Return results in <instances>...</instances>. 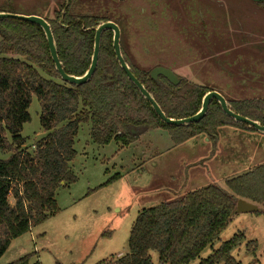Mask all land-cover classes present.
I'll use <instances>...</instances> for the list:
<instances>
[{
	"label": "trees",
	"instance_id": "obj_1",
	"mask_svg": "<svg viewBox=\"0 0 264 264\" xmlns=\"http://www.w3.org/2000/svg\"><path fill=\"white\" fill-rule=\"evenodd\" d=\"M103 1L106 2L101 5V0H56L49 15L26 13L40 15L49 23L59 61L66 73L79 76L87 70L93 51L94 29L102 22L113 21L120 28V50L125 63L167 117L179 119L195 114L205 93L215 90L224 96L235 113L264 125L263 97L233 96L238 98L228 99L223 91L225 84L218 88L177 75L172 64L181 53L164 46L170 41L184 49L190 48L194 44L192 36L207 35L214 48L209 54L210 62L228 76V55L234 51L229 41L231 38L237 40L238 35L239 48H244L248 38L229 31V22L219 5L208 11V21H201V8L205 11V6L199 2L191 6L187 0H179L196 18L186 23L187 11H183L181 17L180 9L176 10L172 0L166 3L150 0L152 7L160 10L152 11V15L158 13L156 16L147 17L149 25L140 17L133 19L132 13L136 10L129 8L124 0ZM251 3L264 10V1ZM111 5L114 11L118 10L114 12ZM104 6L110 12L96 11ZM0 11L25 14L8 6ZM164 21L173 28L174 38H165L169 33L160 26ZM176 27L180 34L177 39ZM112 35L111 30L102 32L97 65L89 81L73 85L60 79L39 26L15 19L0 20V153H11L6 158L0 156V257L12 239L57 211L56 190L76 180L69 162L75 156L74 138L82 123L89 124V137L94 143L105 145L114 141L121 148L156 128L168 131L174 145L198 135L215 137L223 126L251 129L228 117L214 99L204 117L196 123L170 126L160 121L150 103L119 66L112 47ZM135 43L139 48H135ZM255 51L257 46L249 41L240 51L246 56L244 62L250 60L247 53ZM164 52L176 54L171 63L163 58H153L154 53ZM235 53L234 59L243 62L240 61L241 54ZM141 57L152 62L144 64L147 60ZM156 66L173 70L178 84L170 83L161 75L152 79L150 71ZM250 68L248 73H237L240 77L238 88L245 78L252 80L251 77L257 76L256 70ZM32 95L39 103V122L45 135L35 142L32 151H27L22 147L25 138L20 133L23 124L30 121L28 107ZM119 177L116 173L97 188L107 186ZM224 184L228 191L217 184H208L142 208L130 228L127 253L96 264H154L150 251L157 254L159 264H189L205 247L211 246L232 221L237 214V199L258 204L261 210L254 213L264 216V162L226 179ZM244 240L243 232L235 233L197 264H240L232 251ZM245 246L246 251L254 252V241H248ZM34 254H25L9 264H41L38 258L30 263Z\"/></svg>",
	"mask_w": 264,
	"mask_h": 264
},
{
	"label": "rangeland",
	"instance_id": "obj_2",
	"mask_svg": "<svg viewBox=\"0 0 264 264\" xmlns=\"http://www.w3.org/2000/svg\"><path fill=\"white\" fill-rule=\"evenodd\" d=\"M54 1L56 0H0V8L8 6L20 13L39 12L41 15H49L54 7ZM101 1V5L106 2ZM197 1L210 8L219 5L224 10L229 27L232 30L239 28V35L248 36L249 41L257 46V51L247 53L252 62L250 60L244 62L246 56L240 52L244 48H239V36L236 35L237 40L231 38L229 41L234 51L228 55L230 59L226 68L228 76H224L210 65L208 60L211 50L207 55L204 45L200 46L202 47L200 53L198 50L194 53L182 52L176 63L172 64L175 73L193 82L218 88L225 84L223 91L228 99L233 96L264 98V11L262 16H259V12L247 11L242 3H235L234 0ZM128 2L136 9L147 8L145 0ZM96 11L110 12L107 6ZM165 24L166 21L160 24L161 28L169 33L165 34V38L167 40L174 38L173 28ZM141 38L145 39L146 36ZM138 39L140 41V36ZM164 46L169 47L171 51L176 47L170 41ZM135 48H139L136 43ZM235 51L241 54L240 61L243 62L234 59ZM136 54L141 56L139 52ZM188 54L189 61L186 62ZM174 55L176 54L169 52L154 53L153 58H163L171 63ZM153 58L150 57L152 60ZM146 60L143 61L144 64L152 62ZM250 67L256 70L257 76L251 77L252 80L245 78L242 86L238 88L240 77L237 73H248L252 70ZM28 113L30 121L23 124L20 134L25 138L22 147L32 151L35 142L45 135L39 122V103L34 95L31 96ZM229 131L222 132L224 137L209 152L206 149L207 145L196 136L178 144L177 148L170 151L156 154L151 150L147 155H142V146L147 148L148 144L145 140H140V136L135 143L137 146L130 144L121 148L114 141L99 145L89 137V124L82 123L74 138L75 156L69 162L76 180L56 190L57 211L28 232L12 239L0 257V264H9L33 252L35 254L31 257L30 263L38 258L41 264H96L111 256L121 257L127 253L129 231L142 208L157 205L162 200H170L206 185L203 183L205 169L209 170L213 184L228 191L224 184L226 179L240 175L264 162V136H257L259 137L257 140L256 136H252L257 134L240 132L235 136ZM255 141L263 143L260 145V148L263 147L262 155L256 151ZM10 154L0 153V156L6 158ZM203 156L206 157L205 160H200ZM116 173L120 175L117 180L97 188ZM161 184L163 186L160 188ZM178 188L181 193L170 195V191H178ZM10 202L12 203L11 199ZM237 232H243L245 240L232 251V256L240 264H264V216L254 212L235 214L211 246L205 247L189 264H197L201 259H205L212 250ZM248 241L255 242L254 252L246 251L245 245ZM149 256L154 264H159L154 251H150Z\"/></svg>",
	"mask_w": 264,
	"mask_h": 264
},
{
	"label": "water",
	"instance_id": "obj_3",
	"mask_svg": "<svg viewBox=\"0 0 264 264\" xmlns=\"http://www.w3.org/2000/svg\"><path fill=\"white\" fill-rule=\"evenodd\" d=\"M250 1L262 2L264 0H250ZM1 19H15V20L29 22V23L39 26L44 33L50 58L52 60L54 68L56 72L58 73L60 79L63 82H67L73 85L84 84L87 81H89V79L92 77L95 71L96 65H97V61H98L101 34L104 30H111L113 34L112 35V47H113V51L115 54V58L117 62L119 63V66L125 72L127 78L131 81V83L137 88V90L142 95V97L150 103L151 108L153 109L157 117L160 119V121L170 126H185L191 123H196L201 118L204 117V115L206 114L208 110L210 101L214 99L220 105L222 111L228 117L232 118L235 122L242 123L248 128L256 130L260 133H264V125H261L259 122L255 120L249 119L238 113H235L230 108L224 96L215 90L208 91L207 93H205L201 101L200 109L195 114L189 117L179 118V119L167 117L164 114V112L161 110L159 105L156 103L152 95L145 89L142 83L134 76V74L131 72L128 65L125 63L122 57V54H121V50H120V29L118 25L112 21L102 22L94 29L93 51H92L89 67L83 74L79 76H74L64 71L62 64L59 61V58L57 55L56 45L53 39L50 25L43 17H41L40 15H36V14H19V13H10V12L0 11V20ZM158 75L165 77L170 83L174 85L178 84L179 82V79L177 75L174 73V71L167 67L156 66L151 69L150 77L152 79L154 80L157 79ZM260 210L261 208L259 207L258 204L250 202L242 198L237 199L236 204H235V212L237 214L257 212Z\"/></svg>",
	"mask_w": 264,
	"mask_h": 264
},
{
	"label": "crops",
	"instance_id": "obj_4",
	"mask_svg": "<svg viewBox=\"0 0 264 264\" xmlns=\"http://www.w3.org/2000/svg\"><path fill=\"white\" fill-rule=\"evenodd\" d=\"M234 1H235V3H242L246 7V10L247 11H251L252 13H254V11H257V12H259V14H258L259 16H262V14H263V11L264 10L261 7H259V6L255 5V4L251 3L250 0H234ZM200 5H202V4H200ZM202 7H204V6L202 5ZM205 7H206V8H204V9H206L205 11H202V8H201V12H200V19H201V21H206V20L208 21L210 19L209 18L208 11H211V9H214V8H210L208 6H205ZM257 12H255V13H257ZM180 15H181V17H183V13H181ZM186 19H187V15H186ZM193 19H196L194 15H193ZM193 19H191V20H193ZM186 23H187V21H186ZM240 24H241V21H240ZM240 24H238V26H240ZM175 31H176V34L175 35H176V39H177L178 36L180 35L178 33L179 31L177 32V27H176V30ZM229 31L230 32L235 31V32L239 33L240 29L237 28V30H232L229 27ZM246 37L248 38V41H246V43L244 45V48H246L247 43L249 42V37L248 36H246ZM191 38H192L191 42L194 43V44L190 48H185L184 49L183 47H181L177 43H175V46L176 47L174 49V52L175 53H182V52H185V53L193 52L194 53V52H196L198 50V52L200 53V52H202L201 51L202 50V47H200L202 45H204V48L207 49V55H208V51L209 50H211V52H213L212 51V47H211V42H210V37L209 36H207V35L206 36L194 35ZM181 43H183V41H181ZM184 45L187 47L186 44H184ZM199 48H200V50H199ZM208 61H209L210 65L213 68L216 67L213 63L210 62L211 61V56H210V60H208ZM217 71H218V69H217ZM228 130H230L229 132L232 133L231 135H235V136H237V134L240 133V132H246L248 134H257V135H252V136H256L255 138H257V140H259V137H257V136H264V133H260V132H258L256 130H253V129H250L249 130V129H243V128H238V127H234V126H223V127H220L218 129L217 135L215 137H207L205 135H198V137H200L201 138V141L205 145H207L206 146V149L209 152L211 150V148H213L214 146H216V144L222 139V137H224V133H222V132L227 133ZM146 132H144L143 134L140 135V140H145V143L148 144V147L147 148L144 147V146H142V149H143V154L142 155H147L151 150H154L156 154H161L162 152L170 151L173 148H177V145H174L173 144V142H172V140L170 138V135H169L168 131H166L164 129H161V128H156V129H150L148 131L149 133L148 132L146 133ZM252 136L250 135V138ZM137 141L131 143V145L137 146V145H135V143H137ZM255 142H256V147H255L256 148V151L260 155H262L263 154V147L260 148V145H262L263 143H259V141H255ZM205 158L206 157L203 156V157L200 158V160H203V159L205 160ZM208 171L209 170H207V169L204 170V178L205 179H204L203 183L206 184V185L207 184H213L211 182V174ZM162 186H163V184H161L160 188ZM160 188H158V189H160ZM179 190H180V188H178V191H170L171 192L170 195L174 196L177 193H181V192H179ZM161 195H162V193L160 194V196Z\"/></svg>",
	"mask_w": 264,
	"mask_h": 264
},
{
	"label": "flooded vegetation",
	"instance_id": "obj_5",
	"mask_svg": "<svg viewBox=\"0 0 264 264\" xmlns=\"http://www.w3.org/2000/svg\"><path fill=\"white\" fill-rule=\"evenodd\" d=\"M146 1V3H147V8H143V7H141V8H133V7H131L130 6V3L128 2V0H124V3H126L127 4V6L129 7V8H133L134 10H136L135 12H133L132 14H133V19H136V18H138V17H140V18H142L143 19V22H146L147 24H149L150 25V21H149V19H147V17H149V16H156L157 14H151L152 13V11H153V13L155 12V9H157V10H160L159 8H155V7H152V5L150 4V0H145ZM162 1H164V3H166L167 2V0H162ZM188 2H187V4H189L190 3V5L191 6H194V3H197L198 1L197 0H187ZM103 4H105L104 2H103ZM172 5L176 8V10H179L180 9V11H181V13H184L183 12V10L184 11H187L186 13H185V17H186V15H187V19H186V21L188 22L189 20H191V19H193V15L189 12L190 10H187V6L185 5V6H183L182 7V4H181V2L179 1V0H172ZM197 5V4H196ZM109 7H110V5H109ZM111 8H112V10L114 11V6L113 5H111ZM122 9V8H121ZM154 9V10H153ZM164 9H166V7H164ZM190 9H192V8H190ZM118 9H116L115 11H117ZM123 10V9H122ZM167 10V9H166ZM114 11V12H115ZM124 12L126 11V10H123ZM129 12H131V11H129ZM138 12V13H137ZM128 13V12H127ZM139 13H141L142 15H140ZM169 13V12H168ZM113 22V21H112ZM165 26H169V25H167V24H165ZM164 26V27H165ZM120 29V28H119ZM165 67V66H164Z\"/></svg>",
	"mask_w": 264,
	"mask_h": 264
}]
</instances>
